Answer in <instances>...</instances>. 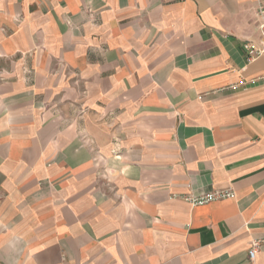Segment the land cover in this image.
I'll list each match as a JSON object with an SVG mask.
<instances>
[{"label": "crops", "instance_id": "obj_1", "mask_svg": "<svg viewBox=\"0 0 264 264\" xmlns=\"http://www.w3.org/2000/svg\"><path fill=\"white\" fill-rule=\"evenodd\" d=\"M257 22L255 0H0V264H264Z\"/></svg>", "mask_w": 264, "mask_h": 264}, {"label": "built area", "instance_id": "obj_2", "mask_svg": "<svg viewBox=\"0 0 264 264\" xmlns=\"http://www.w3.org/2000/svg\"><path fill=\"white\" fill-rule=\"evenodd\" d=\"M256 4V15H257V28L259 31V43L255 44L252 41H247L245 48L248 51V61L251 62L260 55L264 54V0H255ZM232 88H237V86H232ZM235 193L226 190H216L204 193L202 195H184L183 199L190 203L191 205H204L206 203L215 201L217 199H229L235 198ZM259 246V242H254L249 250L250 259L253 260L256 249Z\"/></svg>", "mask_w": 264, "mask_h": 264}]
</instances>
